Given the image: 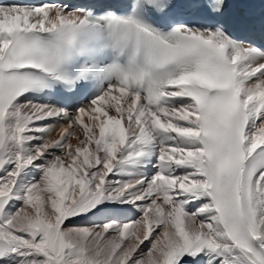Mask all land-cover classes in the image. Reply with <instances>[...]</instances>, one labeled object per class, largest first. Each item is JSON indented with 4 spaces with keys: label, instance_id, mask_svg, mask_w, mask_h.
I'll return each instance as SVG.
<instances>
[{
    "label": "snow or ice",
    "instance_id": "obj_1",
    "mask_svg": "<svg viewBox=\"0 0 264 264\" xmlns=\"http://www.w3.org/2000/svg\"><path fill=\"white\" fill-rule=\"evenodd\" d=\"M0 0V264H264V0Z\"/></svg>",
    "mask_w": 264,
    "mask_h": 264
}]
</instances>
